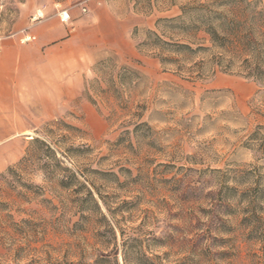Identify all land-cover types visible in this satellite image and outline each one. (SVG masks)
Returning a JSON list of instances; mask_svg holds the SVG:
<instances>
[{
    "label": "rangeland",
    "instance_id": "rangeland-1",
    "mask_svg": "<svg viewBox=\"0 0 264 264\" xmlns=\"http://www.w3.org/2000/svg\"><path fill=\"white\" fill-rule=\"evenodd\" d=\"M80 1L0 0V43L22 47L0 83V264H95L114 251L136 264L137 248L155 264H264V153L251 149L264 84L208 64L189 79L138 45L148 31L198 42L163 22L191 0H85V13ZM57 7L72 20L39 52L31 16L60 23ZM33 138L77 181L58 186L21 161ZM121 231L137 240L123 246Z\"/></svg>",
    "mask_w": 264,
    "mask_h": 264
},
{
    "label": "trees",
    "instance_id": "trees-1",
    "mask_svg": "<svg viewBox=\"0 0 264 264\" xmlns=\"http://www.w3.org/2000/svg\"><path fill=\"white\" fill-rule=\"evenodd\" d=\"M184 15L189 17L188 24L182 20ZM178 21L181 22L178 33L188 39L201 34L199 41L166 42L155 32L148 31L154 39L151 42L144 40L138 45L157 50L155 56L161 64L175 66L177 72L185 73L189 79L203 78L204 66L208 64L212 74L216 71L234 73L264 84V5L259 0H191L181 7V17L163 20L171 25V29H174L173 25ZM164 52L167 55L163 56ZM207 52L210 53L207 60L202 58L192 61L195 55ZM186 64L191 65L187 67ZM119 71L129 70L122 67ZM257 128L264 131L262 126ZM257 134L258 132L251 135ZM256 140L251 149L264 153V135ZM56 152L50 143L33 138L21 161L33 159L37 169L47 175L54 173L55 177H58V186L67 187L74 180L77 181V173L63 166ZM86 191L97 205L92 192ZM97 196L102 200L100 193L97 192ZM120 234L123 246L137 240L134 237H126L122 231ZM135 252L136 264H155L154 258L144 250L137 248ZM95 264H118L115 251L98 257Z\"/></svg>",
    "mask_w": 264,
    "mask_h": 264
},
{
    "label": "crops",
    "instance_id": "crops-1",
    "mask_svg": "<svg viewBox=\"0 0 264 264\" xmlns=\"http://www.w3.org/2000/svg\"><path fill=\"white\" fill-rule=\"evenodd\" d=\"M71 18H72V14H71ZM59 20V19H58ZM72 19H70L69 22L67 23H70ZM60 22V21H59ZM62 24H66V23H57L55 20L52 21L51 23H44L42 21L36 23V34H37V42L34 43L32 45V48L35 49V50H40L42 49V45L47 43L49 40L50 41H53V39H63L64 38V34H66L65 32V29L63 27ZM55 26V27H53ZM52 28V29H51ZM36 37V36H35ZM63 41V40H61ZM59 42L58 44H56L57 46L59 45H63L62 42ZM0 83H4L6 82V78L10 76V73H8V70L5 69L7 68V63H6V66H5V62L8 61V59L14 55V54H20L21 51H22V47L19 46V45H11L10 43H0ZM51 49L53 48V46L50 47ZM46 49H49V48H46ZM45 49V50H46ZM19 59V58H18ZM24 62V60H23ZM16 79L18 78V74L14 73ZM2 86V85H0ZM3 93L2 89L0 88V95ZM17 101L20 100L19 97H17L16 99ZM0 104L2 105L3 104V98L0 96ZM0 153H3L2 150H0ZM2 168V165L0 163V169Z\"/></svg>",
    "mask_w": 264,
    "mask_h": 264
},
{
    "label": "built area",
    "instance_id": "built-area-1",
    "mask_svg": "<svg viewBox=\"0 0 264 264\" xmlns=\"http://www.w3.org/2000/svg\"><path fill=\"white\" fill-rule=\"evenodd\" d=\"M75 6L79 7V10H80L81 13H85L86 10H87V6L85 5V0L78 2L77 4H75ZM55 16L62 23L69 22L70 19H71V9H70V7H67V8L57 7ZM44 19H46L45 13L42 10H38L31 16L30 21L33 24H36V23H38L40 21H43ZM34 39H35V36L27 34V35H24L20 39V41L25 43V42L33 41Z\"/></svg>",
    "mask_w": 264,
    "mask_h": 264
}]
</instances>
